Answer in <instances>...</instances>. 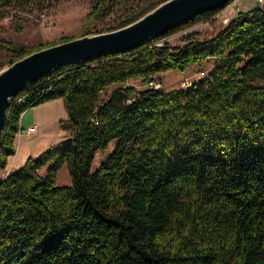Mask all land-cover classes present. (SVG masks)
Returning <instances> with one entry per match:
<instances>
[{
	"label": "trees",
	"instance_id": "trees-1",
	"mask_svg": "<svg viewBox=\"0 0 264 264\" xmlns=\"http://www.w3.org/2000/svg\"><path fill=\"white\" fill-rule=\"evenodd\" d=\"M162 1L145 0L107 30ZM20 2L0 0V8ZM116 2L95 0L80 35ZM219 8L128 51L58 66L17 92L0 169L29 107L62 97L59 124L70 135L0 178V264H264V2L207 37L156 43ZM72 37L32 45L0 38V68ZM203 60L207 72L187 87L125 84ZM112 138L113 150L90 170ZM63 163L70 184L56 183Z\"/></svg>",
	"mask_w": 264,
	"mask_h": 264
},
{
	"label": "rangeland",
	"instance_id": "rangeland-1",
	"mask_svg": "<svg viewBox=\"0 0 264 264\" xmlns=\"http://www.w3.org/2000/svg\"><path fill=\"white\" fill-rule=\"evenodd\" d=\"M94 1L95 0H21V2L15 7H9L6 9L0 8V38L9 39L16 43L32 45L57 41L63 36H79L81 34L82 24ZM144 1L145 0L135 2L132 0H117L112 13L101 22L95 21L90 23L87 26V33L106 31L108 28L115 26L128 10H132L138 6H145L147 3H143ZM232 1L233 0H229V2H226L224 6L217 10L219 12L223 9L216 18H211V14L208 16H201L193 22L176 28L172 32L163 36L161 40L166 41L170 45H176L182 43L184 39L189 36L200 39L211 35L217 31L222 24H224L222 23V18H229L231 15L227 7ZM255 2L259 4L264 2V0H261L260 2L255 0ZM236 5L240 8L250 7L251 0H236L235 6ZM9 64L10 63L7 62V60H3L0 69ZM209 66L210 62L203 60L200 64H189L186 71L170 69L163 72L162 75L157 74L158 76L153 79L161 81V87L165 90H169L175 87H180V80L186 76L196 80L200 75L198 71L203 70L205 74ZM172 72L177 75L174 76ZM163 77L164 81L162 82ZM125 84L135 85L140 89L147 87L145 82L141 81L140 78L135 77L129 78ZM115 85L116 84H111L105 88L100 97H105ZM66 117L67 113L65 117L59 118V120H63ZM67 135H70L69 131ZM114 145L115 138H112L103 149L96 151L90 164V170H93L98 166V164L113 150ZM17 154H20L19 148ZM9 165L10 164L7 162L6 166L0 169V178L5 175V171ZM10 168H12V166H10ZM40 172L44 173L45 169H41ZM55 179L57 184H70L71 178L66 163H63L56 170Z\"/></svg>",
	"mask_w": 264,
	"mask_h": 264
},
{
	"label": "water",
	"instance_id": "water-1",
	"mask_svg": "<svg viewBox=\"0 0 264 264\" xmlns=\"http://www.w3.org/2000/svg\"><path fill=\"white\" fill-rule=\"evenodd\" d=\"M227 1L164 0L124 26L84 33L14 60L0 69V142L7 107L13 96L30 82L66 63L85 62L98 56L133 49L201 12L224 6Z\"/></svg>",
	"mask_w": 264,
	"mask_h": 264
},
{
	"label": "crops",
	"instance_id": "crops-1",
	"mask_svg": "<svg viewBox=\"0 0 264 264\" xmlns=\"http://www.w3.org/2000/svg\"><path fill=\"white\" fill-rule=\"evenodd\" d=\"M235 4L236 0L228 4L227 9L231 14L229 18L234 16L238 10H246L257 5L255 0H251L250 7L240 8L237 5L235 6ZM173 75L177 74L173 73ZM163 81L164 77L162 78ZM65 115L66 110L61 97H55L25 109L21 113L19 119L20 128L14 138L15 152L7 157V162L10 165L7 167L5 174L22 165L29 155L37 156L49 145L67 137L68 130L62 129L59 125V118L65 117ZM26 127H32V131H25ZM18 148L20 154H17Z\"/></svg>",
	"mask_w": 264,
	"mask_h": 264
},
{
	"label": "built area",
	"instance_id": "built-area-1",
	"mask_svg": "<svg viewBox=\"0 0 264 264\" xmlns=\"http://www.w3.org/2000/svg\"><path fill=\"white\" fill-rule=\"evenodd\" d=\"M259 2L261 1V0H258ZM223 11V9H221L219 12L218 11H216L215 13H213L212 15H211V18H216V16L220 13V12H222ZM228 19L229 18H227V17H223L222 18V23H226L227 21H228ZM164 40H161V39H159L156 43L157 44H160V43H162ZM199 72V77H201V76H203V74H204V72L203 71H198ZM193 82V79L192 78H190V77H188V76H186V77H184V78H182L181 80H180V86L181 87H187V86H189L191 83ZM147 87H150V88H160L161 86H162V84H161V81H157V79H151V80H149L147 83ZM13 98H14V100L16 101V102H19V101H21L22 100V96L21 95H14L13 96ZM20 128V127H19ZM18 131H19V129H18ZM25 131H27V132H31L32 131V127H26V129H25Z\"/></svg>",
	"mask_w": 264,
	"mask_h": 264
}]
</instances>
